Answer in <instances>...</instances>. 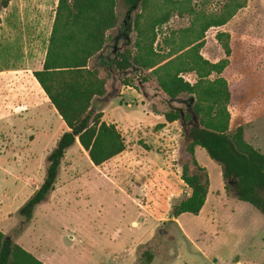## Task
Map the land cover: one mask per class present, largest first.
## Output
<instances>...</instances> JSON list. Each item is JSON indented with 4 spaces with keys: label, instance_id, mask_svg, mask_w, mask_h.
<instances>
[{
    "label": "rangeland",
    "instance_id": "374dc122",
    "mask_svg": "<svg viewBox=\"0 0 264 264\" xmlns=\"http://www.w3.org/2000/svg\"><path fill=\"white\" fill-rule=\"evenodd\" d=\"M224 1L191 4L217 13ZM56 3L9 0L0 8V230L44 264H264V214L224 193L220 166L200 147L194 157L209 179L205 203L196 215L179 214L178 226L166 222L189 193L179 178L185 157L182 126L176 121L156 129L164 119L151 110L181 102L168 99L152 75L138 83L133 71L127 74L133 88L108 72L105 94L93 103L104 121L116 125L125 151L98 170L79 146L71 147L47 199L29 221L19 215L43 180L47 154L66 130L31 75L42 64ZM116 13L118 24L108 31L111 41L104 51L109 57L136 39L132 30L128 40L119 37L120 0ZM190 22L189 15L172 13L156 28L154 51L168 54L172 45L164 38ZM218 32L228 35L230 47L221 73L230 92V130L242 126L244 139L264 154V0H246L223 26L205 32L200 54L209 62L225 57ZM182 77L190 83L196 79L194 73ZM145 250L151 253L149 263L140 258Z\"/></svg>",
    "mask_w": 264,
    "mask_h": 264
},
{
    "label": "trees",
    "instance_id": "16d2710c",
    "mask_svg": "<svg viewBox=\"0 0 264 264\" xmlns=\"http://www.w3.org/2000/svg\"><path fill=\"white\" fill-rule=\"evenodd\" d=\"M8 1L0 0V8H5ZM120 2L124 18L119 37L128 40L132 30L136 39L132 47L125 41L121 49L110 51L112 57H109L104 51L111 41L108 31L118 24L116 0H57L41 68L32 71V76L66 130L47 154L43 180L18 209L19 215L29 221L36 206L47 199L61 160L74 145L86 152L95 167L125 151L126 143L115 124L103 121L102 111L93 108L94 100L105 94L110 71L121 76L123 86L131 88L133 80L127 76L130 71L139 74L141 84L152 75L157 88L168 99L181 102L180 106L162 112L151 110L164 119L155 125L156 129L176 121L182 126L185 157L179 178L189 193L172 207L171 219L166 221L169 225L178 226L175 219L181 213L196 215L205 203L209 179L194 157L195 147L204 149L220 166L226 195L264 214V154L244 139L242 126L230 130V92L221 76L230 55L228 35L222 32L215 35L224 51L223 59L209 62L200 54L205 32L223 26L245 6L246 0H225L217 13L196 9L191 0ZM174 12L179 16L189 15L191 22L164 38V44H171L172 49L162 55L153 49L156 28L166 23ZM117 37L114 36L115 41ZM186 73L195 74L193 83L182 77ZM140 258L149 263L151 253L145 250ZM0 264L44 263L0 230Z\"/></svg>",
    "mask_w": 264,
    "mask_h": 264
},
{
    "label": "crops",
    "instance_id": "0c3cea01",
    "mask_svg": "<svg viewBox=\"0 0 264 264\" xmlns=\"http://www.w3.org/2000/svg\"><path fill=\"white\" fill-rule=\"evenodd\" d=\"M56 4H57V3H56ZM55 7H56V6H55ZM44 54H45V53H44ZM40 68H41V66H40ZM40 68H39V69H40ZM31 75H32V73H31ZM32 78H33V80L35 81V79H34L33 76H32ZM35 82H36V81H35ZM36 84H37V82H36ZM37 85H38V84H37ZM38 87H39V86H38ZM39 88H40V87H39ZM128 88H129V87H128ZM40 90H41V88H40ZM41 92L43 93L42 90H41ZM43 94H44V93H43ZM44 97H45V98H44V103L47 104V106H48L49 108H52V109H53V107L49 104L47 97H46L45 95H44ZM50 106H51V107H50ZM52 109H51V110H52ZM53 110H54V109H53ZM151 113H152V112H151ZM161 116H162V115H161ZM102 120H103V119H102ZM103 121H104V120H103ZM105 122H106V123H112V122H107V121H105ZM115 126H116V125H115ZM116 128H117V127H116ZM61 134H62V133H61ZM61 134H60V135H61ZM74 146L76 147V146H78V145L76 144V145H74ZM28 151H29V150L26 151V154H27V155H28ZM83 152H84V154L87 156L86 152H85V151H83ZM27 155H26V156H27ZM26 156L24 155V157H26ZM117 156H118V155H117ZM117 156L111 158V159L108 160L107 162L103 163L101 166H103V165H105V164H108L109 162H112L113 160H115V158H117ZM87 159H88V158H87ZM88 162L90 163L89 160H88ZM90 165L93 166L91 163H90ZM93 167H94V168H97L98 170H100V169H99L100 166H98V167L93 166ZM101 172H102V171H101ZM102 174L105 175L103 172H102ZM40 183H41V182L38 183V186H39ZM38 186H36V188H37ZM175 220H176V219H175ZM176 221H177V220H176Z\"/></svg>",
    "mask_w": 264,
    "mask_h": 264
}]
</instances>
